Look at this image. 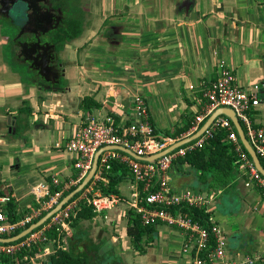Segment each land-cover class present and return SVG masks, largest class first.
Instances as JSON below:
<instances>
[{"label":"crops","instance_id":"obj_1","mask_svg":"<svg viewBox=\"0 0 264 264\" xmlns=\"http://www.w3.org/2000/svg\"><path fill=\"white\" fill-rule=\"evenodd\" d=\"M88 8L80 36L60 52L65 83L56 91L11 70L0 40V196L11 199L4 210L10 205L22 216L34 207L30 198L49 195L52 176L65 182L76 178L75 158L64 144L88 116L110 117L117 126L134 122L130 101L121 107L112 103L120 89H127L129 99L139 93L154 129L171 133L201 112L203 87L224 65L239 88L257 95L259 105L246 115L253 129L264 130V0H90ZM85 97L99 106L83 111ZM239 124L248 141L246 126ZM173 172L179 177L174 192L190 190L181 188L183 181L199 188L197 174L185 166L174 164L170 176ZM245 180L241 171L236 193L229 192L235 197L231 209L215 210L219 192L209 196V212L219 225L221 217L229 218L231 250L222 229L231 260L264 264V200L260 190L245 188ZM118 189L114 209L81 224L102 222L99 228L135 264H190L181 254L184 233L174 227L155 225L144 254L133 249L126 211L140 188L129 178Z\"/></svg>","mask_w":264,"mask_h":264},{"label":"built area","instance_id":"obj_2","mask_svg":"<svg viewBox=\"0 0 264 264\" xmlns=\"http://www.w3.org/2000/svg\"><path fill=\"white\" fill-rule=\"evenodd\" d=\"M235 81L233 71L221 65L216 80L203 87L201 112L191 121L186 134L177 139L163 136L154 129L149 121L148 105L139 93L131 98L136 116L131 124L117 126L110 117L98 119L88 116L64 144V148L75 158L74 166L78 171L76 178L65 182L57 175L52 176L50 187L55 191L53 193L50 191L45 197H36V206L30 208V212L17 221H12L3 208L11 201L10 197L1 195V238L19 234L51 211L66 193L76 188L86 177L99 150L106 147H121L142 160L120 151L104 150L99 156L96 173L88 186L43 225L29 232L24 238L13 243H0V255L12 257L24 251L37 249L40 252L39 257L45 256L48 252L46 247L50 243L59 244L68 237L71 219L75 217V209L80 202H86L97 215L114 209L117 205L116 196L102 195L96 190V184L100 181L106 182L102 171L108 168V161L119 160L129 167L133 180L141 187L133 196L130 208L139 216L144 226L162 224L182 231L185 240L181 252L188 256L190 264H255V261L250 258L239 262L229 258L225 233L211 216L208 218V226L201 227L193 222L189 215L176 211L177 207L186 206L203 209L205 213H210L212 200L208 195L192 190L176 193L170 184V170L174 161L200 148L218 129H224L228 134L227 140L235 147L239 168L246 177L245 188L260 190L261 198L264 200V177L256 170L248 154L241 149L238 135L231 121L223 116L217 117L204 134L195 141L151 160V156L167 150L177 141L196 133L214 111L228 108L234 112L239 123L246 126L249 144L258 158L264 161V130L253 129L246 115L250 109L259 105V99L256 94L239 88ZM143 159H149V161Z\"/></svg>","mask_w":264,"mask_h":264},{"label":"flooded vegetation","instance_id":"obj_3","mask_svg":"<svg viewBox=\"0 0 264 264\" xmlns=\"http://www.w3.org/2000/svg\"><path fill=\"white\" fill-rule=\"evenodd\" d=\"M89 3L90 0H0L3 47H8L9 54L31 82L36 81L31 76L44 81L38 85L41 89L49 87L46 78L55 82L62 75L60 52L74 40L67 39L73 26L81 28L87 21ZM75 17L79 22L74 25ZM4 24L11 30L9 36L2 34ZM84 225L80 223V232L70 226L75 238L68 240V236L59 244L50 243L43 257H39L38 250L24 251L0 264H61L63 259L69 264H125L124 251L111 236L104 238L98 231L92 236Z\"/></svg>","mask_w":264,"mask_h":264},{"label":"trees","instance_id":"obj_4","mask_svg":"<svg viewBox=\"0 0 264 264\" xmlns=\"http://www.w3.org/2000/svg\"><path fill=\"white\" fill-rule=\"evenodd\" d=\"M80 34V26L77 27L75 25L72 28V35L68 36L67 39H76L80 36ZM98 106L99 105L89 97H85L80 103V108L85 112H90L92 108H97ZM189 127L190 123L186 124L181 129L175 130L174 132L162 135L171 139L181 138L189 130ZM227 135V131L224 129H218L200 148H197L196 150L186 154L183 158L174 161L173 165L179 164L185 166L188 172L197 174H195L199 182V188L196 190L197 192L205 193L208 196H215L219 192L223 194L226 192L236 193V179L238 175H240L241 170L239 168V160L235 147L227 140ZM241 149L245 151L242 145ZM259 160L264 168V161L262 159ZM107 165L108 168H104L102 171V175L106 179V182H98L96 184V190H98L102 195L118 196L119 183L129 178L133 179V176L129 167L119 160H109ZM139 188L141 189L140 186ZM74 189L75 188H72L70 191ZM54 191L55 189L52 188L51 193ZM67 194L68 193L65 195ZM7 209H5L7 215L12 221H17L21 218V215L12 209L10 205ZM28 210L29 211L23 215L29 213L30 209ZM176 211L189 215L192 221L201 227L208 226L210 213H205L203 209L179 206ZM95 215L96 214L86 202H80L75 209V217L71 219L72 229L76 227L78 232H80V223L82 221L92 220ZM154 226L155 225H142L139 216L132 209H128L126 211V235L130 239L133 249L139 254H144V246H146L147 242L154 241L153 239L156 234ZM49 237H51L50 234ZM71 238H75L73 231L68 237V240ZM91 245L95 244L91 243ZM36 250L37 249H34L33 251ZM10 260L11 257L0 255V263L9 262ZM61 264L69 263L67 262V259H63Z\"/></svg>","mask_w":264,"mask_h":264},{"label":"water","instance_id":"obj_5","mask_svg":"<svg viewBox=\"0 0 264 264\" xmlns=\"http://www.w3.org/2000/svg\"><path fill=\"white\" fill-rule=\"evenodd\" d=\"M46 66L45 63H43V66ZM64 72L62 71V75L59 77L58 80H55V82H51V79H45V81L47 82V84L49 85V87H47L46 89L48 90H52V91H56V89L58 88H62V84L61 83H65L64 81ZM50 76V74H49ZM48 76V77H49ZM32 78H34L36 81H38L39 79H37V76H31ZM61 79V81H59ZM34 82L35 85H39L40 84H44V81H38V82ZM42 82V83H41ZM52 87V88H51ZM43 88V87H42ZM45 89V88H43ZM120 92L117 94L113 95V99H112V103L117 106V107H121L122 103H128L130 101L131 106H133L132 104V99L129 95V92L127 91V89H120ZM123 105V104H122ZM133 109V107H132ZM224 116L227 119H229L231 121V123L234 125L236 133L238 135L239 141L241 143V145L243 146L244 150L246 151V153L248 154L252 164L254 165V167L256 168V170L264 177V168L261 165V162L258 158V156L256 155L255 151L253 150V148L251 147V145L249 144V142L247 141L241 126L239 124L238 119L236 118L234 112L231 109L228 108H220L217 109L216 111H214L212 113V115H210L205 122L202 124V126L199 128V130L194 133L193 135L186 137L184 139H181L179 141H177L176 143H174L173 145H171L167 150L155 155V156H151V160H155L158 159L159 157L172 152L175 149H178L182 146H185L186 144H189L193 141H195L196 139H198L200 136H202L204 134V132L209 128V126L212 124V122L217 118V117H221ZM134 118H136L135 114H134ZM8 121H10V117L8 118ZM133 123V122H131ZM11 124V122H10ZM11 131V128H10ZM14 132V131H12ZM104 150H116V151H120L123 153L128 154L129 156L142 160L140 158H137L133 153H131L130 151L121 148V147H106L102 150H99L94 159H93V164H92V168L91 170L88 172V174L86 175V177L82 180V182L71 192H69L66 196H64L60 202L49 212H47L44 216H42L38 221H36L34 224L30 225L27 229H25L24 231L20 232L19 234L13 236V237H9V238H1L0 237V243H13L16 242L22 238H24L29 232H31L34 229L39 228L41 225H43L52 215H54L55 213H57L58 211L61 210V208L66 205L67 203H69L73 198H75L77 195H79L88 185V183H90V181L93 179L96 170H97V164H98V159L100 154L104 151ZM146 161H149V159H143ZM71 231H69V235H71Z\"/></svg>","mask_w":264,"mask_h":264},{"label":"rangeland","instance_id":"obj_6","mask_svg":"<svg viewBox=\"0 0 264 264\" xmlns=\"http://www.w3.org/2000/svg\"><path fill=\"white\" fill-rule=\"evenodd\" d=\"M79 15H81V13H79ZM73 19H74L73 20L74 21V25H75L76 22L77 23L79 22V20L77 19V17H75ZM10 33H11V30L8 27H6V25L4 24V28H3L2 34H5V35L7 34V36H9ZM7 51H8V47L7 46H4V48L2 50L3 57H4L5 61L9 64V67L11 68V70L18 72L19 74L20 73L21 74H24L23 73L24 71L21 70V67H19L17 65V63L14 61L13 57H11V55L9 54V51L8 52ZM26 75H27V73H26ZM23 79H24V77H23ZM170 178H171V180H170L171 186L172 187H176V185L179 182V177L177 176V174L175 172H173L172 173V176H170ZM181 188L183 190L184 189H190V190H193V191L197 190V188L193 184H190V183L185 182V181L182 182ZM234 200H235V197L232 196L230 193H228V192L224 193L223 196H222V198L220 199V201H217V207L215 208V210L216 211L222 210V212H223V210L225 211L226 209H228V210L231 209L232 208L231 204L233 203ZM236 201H237V199H236ZM30 202H31L32 205H34V206L36 205L35 199L30 198ZM221 208H223V209H221ZM236 210H239V209H236ZM228 220H229L228 217L227 218H222L221 217V220L219 222L221 228H224L225 229V232L227 234H228L229 228L231 227ZM102 224H103L102 222H99V224H98L99 226L97 227V226H93V224L87 223L83 227L86 228V229L88 228V232L91 233V234H93L92 236H94L95 235V232L98 231V232L102 233V235H103L104 238L109 239L108 237H110V233L108 231H105V230L100 229L102 227L101 226ZM227 237H228V243H229L228 244V248H229V250H231L233 248L230 245V244H233L232 237H231V235H229ZM113 245H114V243H113ZM181 254H182V252H181ZM124 261H125V264H135L133 261H130V260H127V259L124 260Z\"/></svg>","mask_w":264,"mask_h":264}]
</instances>
